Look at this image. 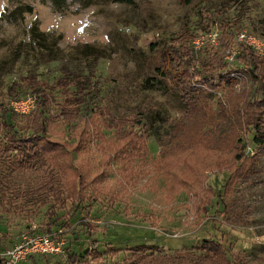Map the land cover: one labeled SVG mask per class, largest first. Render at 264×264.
Wrapping results in <instances>:
<instances>
[{
	"label": "rangeland",
	"instance_id": "374dc122",
	"mask_svg": "<svg viewBox=\"0 0 264 264\" xmlns=\"http://www.w3.org/2000/svg\"><path fill=\"white\" fill-rule=\"evenodd\" d=\"M218 30L264 57V0H0V101L12 81L17 98L51 97L45 138L64 170L0 126V264L40 235L58 251L10 264H264V60L252 73L237 37L226 56L202 46ZM94 85L87 118L73 96ZM28 112L11 116L19 134Z\"/></svg>",
	"mask_w": 264,
	"mask_h": 264
},
{
	"label": "trees",
	"instance_id": "16d2710c",
	"mask_svg": "<svg viewBox=\"0 0 264 264\" xmlns=\"http://www.w3.org/2000/svg\"><path fill=\"white\" fill-rule=\"evenodd\" d=\"M114 1L122 2L126 4L132 3V0H114ZM24 11L29 13L31 11V6L25 5ZM223 32L218 30V33H215L214 40L206 41L202 46H205L207 43L211 46L216 45L213 47L222 46V50H224V56H226L225 51L227 50V53H229L230 48L232 47V46H229L230 42H232L231 38L232 40L235 39L237 37L238 31H236L234 34H231V35L226 32L225 33ZM28 34L31 40H33L36 44L43 45L44 43L43 38L45 34H43L42 32H39L37 30L36 25L32 24L30 26ZM192 37L193 36H191V38L188 40V43L190 42L189 47L186 49L188 52L182 58L183 61H185V65H189L190 62H196L198 60V57H200L199 52L202 46L194 48L191 42L193 41ZM237 45L239 46L238 47L239 50L237 51L238 53L236 54L235 58L237 57L241 58L244 64L248 67V69H250V71L254 73L255 70L258 68V63L264 60V57L253 52L252 48L242 41H239ZM41 47L44 48V46H41ZM222 66L228 67L229 68L228 71L230 72L235 71L237 68V65L231 62H227L226 60H222ZM161 73H165V72H161ZM17 88H18L17 83L12 81L7 87V93L11 95L12 98H17V96L16 97L14 96L17 93ZM183 88H185V86H183ZM98 91H99V88L96 85H94V86H91V89L87 90L86 92H83L82 94L75 93V95L73 96V98L76 99V102H75L76 108L79 109V107H82V109L84 110L83 111L84 117H87L85 114H88L92 111V107H90V102L95 97V95L98 93ZM28 94L32 95L34 98V105L32 109L27 113L29 115L28 119L29 118L30 119H29V124L25 128V131L27 132V130H30L29 134L28 135L19 134V132L15 128V123L12 122L13 120L11 121V116H13L16 113L13 110H11L8 106H6L5 102H2V101H0V126L3 127V130H5V134L9 133V135H13L14 137L13 139H16L17 141L25 142L30 139L35 141L34 145L36 147L35 149L36 152H39V155L40 156L42 155L45 161L54 159L53 162L56 164L58 163L57 158L59 157L57 154H59L60 152H58L57 154H51L50 152L51 150L52 151L58 150L59 148L54 149L52 148V146H56V143L60 145V143L45 138V135L47 133L46 130L48 129L50 119L52 118V116L49 115V112H48V108L50 107V104L52 103L51 97L45 94V92L42 91L36 85H32L29 88ZM61 108H62V111L67 109L65 108V106H62ZM253 140L255 143H260V139L257 137L256 134L253 135ZM64 142L68 143L69 141L64 140ZM136 145L138 146V144ZM71 153L72 152L70 151V154ZM132 157H133L132 155L124 156L123 159H126V161L123 160V162H130ZM56 170L58 172L61 171V174L64 172L63 168L61 167V165H59V163L57 164ZM232 178L233 176L229 175L227 180L225 179L224 187L227 186L231 182ZM208 191H209V188H208ZM210 191H209L210 193L209 200L214 196L213 190L210 189ZM68 196L64 197V200L68 201L69 207L73 209V212L82 213L85 208L84 203L79 202V201L73 202V200H71V197L74 196L73 194H70ZM84 225L86 226L88 225V223H84ZM49 230H50V226L46 228L45 232H49ZM91 244L94 245L93 242ZM77 257H78V254H75V253H70L67 256L70 262H74Z\"/></svg>",
	"mask_w": 264,
	"mask_h": 264
},
{
	"label": "built area",
	"instance_id": "2783aa9c",
	"mask_svg": "<svg viewBox=\"0 0 264 264\" xmlns=\"http://www.w3.org/2000/svg\"><path fill=\"white\" fill-rule=\"evenodd\" d=\"M237 41H242L248 46L255 47L257 44L255 39L244 32L237 34ZM34 105V98L28 94L22 98H13L8 100L6 106L17 113H25L32 109ZM60 242H53L48 236L40 235L36 237H26L19 243L12 244L5 250L6 263L10 264L15 260L22 258L25 254L31 252H55L59 249Z\"/></svg>",
	"mask_w": 264,
	"mask_h": 264
}]
</instances>
